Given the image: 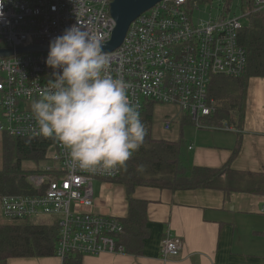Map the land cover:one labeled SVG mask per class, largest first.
<instances>
[{
    "label": "built area",
    "instance_id": "2783aa9c",
    "mask_svg": "<svg viewBox=\"0 0 264 264\" xmlns=\"http://www.w3.org/2000/svg\"><path fill=\"white\" fill-rule=\"evenodd\" d=\"M114 0H0V50H13L0 58V134L18 139L50 142L39 173L28 178L36 195H4L1 212L11 221L56 224L59 230L55 257L123 254L117 244L122 220L96 212L95 183L111 182L122 167L105 172L69 166L68 150L57 140L37 132L31 102L39 98L52 78L46 65L49 51L17 54L21 48L49 49V42L64 30L81 23L108 43L116 23L110 13ZM200 0H163L143 13L129 27L122 45L111 57L110 73L128 85L130 102L142 116L151 103L180 110L197 128L216 110L209 89L215 77L241 78L248 65L247 52L239 45L244 25L224 6L207 20L200 13ZM256 12H264V0H254ZM172 121L164 129L170 131ZM217 128V127H216ZM231 131L227 125L217 128ZM191 149V148H190ZM264 213V210H263ZM181 244L168 236L161 249L164 260L176 257Z\"/></svg>",
    "mask_w": 264,
    "mask_h": 264
},
{
    "label": "crops",
    "instance_id": "0c3cea01",
    "mask_svg": "<svg viewBox=\"0 0 264 264\" xmlns=\"http://www.w3.org/2000/svg\"><path fill=\"white\" fill-rule=\"evenodd\" d=\"M217 128H182L180 136L187 142L183 162L188 169L228 166L237 172H264V78L248 81L241 128ZM172 133L180 140L178 133ZM238 140L240 148L233 156ZM97 183L95 211L125 220L129 213L125 186L113 181ZM133 198L148 204L150 232L143 252L79 256L69 264H264V196L226 194L217 189L173 192L138 187ZM168 236L180 242L181 252L164 260L161 249ZM8 264L68 263L54 256L12 258Z\"/></svg>",
    "mask_w": 264,
    "mask_h": 264
},
{
    "label": "trees",
    "instance_id": "16d2710c",
    "mask_svg": "<svg viewBox=\"0 0 264 264\" xmlns=\"http://www.w3.org/2000/svg\"><path fill=\"white\" fill-rule=\"evenodd\" d=\"M227 6L234 0H226ZM241 11L247 21L239 33V45L247 52L248 65L245 74L238 79L215 77L209 89V96L216 103L215 113L204 118L212 127L227 125L241 128L244 117L245 96L251 78H264V12H256L254 0H241ZM153 103L147 106L142 116L146 135L140 148L133 153L121 174L113 182L125 186L129 213L122 220L124 231L118 236L117 244L125 253L140 255L144 241L149 237L147 202L133 198L135 189L148 187L167 189L173 192L197 189H217L231 193H245L264 196V172L250 173L223 169L193 167L188 169L183 162L181 144L157 140L152 136ZM192 123L183 117L182 124ZM3 142L9 156L0 170V197L4 195H36L28 181L39 173V166L46 159L50 142L46 139H18L3 135ZM240 148L238 140L233 156ZM25 163L36 167L25 169ZM143 165V171L139 166ZM225 169V170H224ZM223 171H226L223 173ZM59 230L56 224L34 223L30 220H13L0 224V264H8L12 258H46L56 255ZM79 256H71L65 262L72 263Z\"/></svg>",
    "mask_w": 264,
    "mask_h": 264
},
{
    "label": "clouds",
    "instance_id": "9594fccd",
    "mask_svg": "<svg viewBox=\"0 0 264 264\" xmlns=\"http://www.w3.org/2000/svg\"><path fill=\"white\" fill-rule=\"evenodd\" d=\"M103 48L98 33L81 23L65 29L49 42L45 62L52 78L31 102L38 134L60 142L69 166L85 171L124 166L146 135L129 85L110 73L111 57Z\"/></svg>",
    "mask_w": 264,
    "mask_h": 264
},
{
    "label": "rangeland",
    "instance_id": "374dc122",
    "mask_svg": "<svg viewBox=\"0 0 264 264\" xmlns=\"http://www.w3.org/2000/svg\"><path fill=\"white\" fill-rule=\"evenodd\" d=\"M199 3H200L199 4L200 10L202 13L197 11L195 13V16H196V19L201 17L204 20H207L210 15L217 16L221 12L223 7L227 5L226 0H200ZM240 3H241V0H234L232 2V4L230 5V6H232V11H230L232 16H234V15H237L239 17L242 16L243 13L241 11ZM246 23H247V21L245 19H243L242 24L246 25ZM152 119H153L152 120V136L157 140H167V141L172 140L175 142L181 141L180 142L181 143V150H182V153L184 154L186 152L185 149H186L187 142H186L184 136L183 137L180 136L181 132H183L182 128H185V129H186V127L187 128H197L195 126V124L192 122V123H188V124L183 125L182 124L183 116L180 115V110L178 108L173 107V106H169V105H161V104H155L154 105ZM166 120H170L173 122L172 123L173 124L172 125V127H173L172 132L174 134L178 133L180 140H175L174 137L171 135L172 132L169 133V131H166L164 129ZM185 154H187V153H185ZM7 156H9V155L7 154L5 146H4L3 134H0V170H2V168L4 166V161H5ZM35 167L36 166L32 163H25L24 164L25 169H32ZM99 186H100V184L97 183L95 185L96 189ZM1 197H0V199H1ZM9 222H11V220L4 217L1 210H0V224H7Z\"/></svg>",
    "mask_w": 264,
    "mask_h": 264
},
{
    "label": "water",
    "instance_id": "95a60500",
    "mask_svg": "<svg viewBox=\"0 0 264 264\" xmlns=\"http://www.w3.org/2000/svg\"><path fill=\"white\" fill-rule=\"evenodd\" d=\"M163 0H114L110 5V13L116 23L111 40L104 44L103 50L111 53L117 50L125 40L131 24L143 13L155 7ZM37 51H49L38 46L21 48L17 54L31 53ZM13 50L1 49L0 58L12 57Z\"/></svg>",
    "mask_w": 264,
    "mask_h": 264
}]
</instances>
